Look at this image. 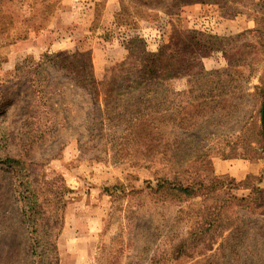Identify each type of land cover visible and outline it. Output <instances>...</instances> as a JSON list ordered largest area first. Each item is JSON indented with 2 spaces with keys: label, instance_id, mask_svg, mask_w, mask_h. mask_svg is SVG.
<instances>
[{
  "label": "rangeland",
  "instance_id": "374dc122",
  "mask_svg": "<svg viewBox=\"0 0 264 264\" xmlns=\"http://www.w3.org/2000/svg\"><path fill=\"white\" fill-rule=\"evenodd\" d=\"M92 1L94 21L80 29L61 25L62 0H0V264H264L261 1L139 14L134 0L124 13L117 0L111 19L107 0ZM176 30L234 38L230 52L202 60L229 77L116 98L130 69L119 68L126 41L138 37L131 50L155 61ZM64 51L88 55L98 101L59 68ZM27 181L48 200L57 262L24 221Z\"/></svg>",
  "mask_w": 264,
  "mask_h": 264
},
{
  "label": "trees",
  "instance_id": "16d2710c",
  "mask_svg": "<svg viewBox=\"0 0 264 264\" xmlns=\"http://www.w3.org/2000/svg\"><path fill=\"white\" fill-rule=\"evenodd\" d=\"M244 1L254 0H134V2L129 1V3H135L134 9H136V13L143 14L150 11H162L197 4L218 5L223 8L229 4H241ZM259 1H261L263 8L264 0ZM120 4L121 12L124 13L128 6L124 5V0H121ZM262 13H264V9ZM257 30L258 28H255L251 31L242 32L235 38L251 33L255 34ZM232 39L234 38H223L192 30H176L173 32L170 42L159 48L155 55L156 60L148 61L144 59L145 52L142 48L137 47L135 52L131 50V46L141 44V40L138 37H132L123 45L127 52V58L119 65V68H130L127 70V76L124 77L126 83L125 91L118 93L116 98H131L138 101L150 99L163 90L162 87L166 81L177 78L188 77L197 83L204 79L210 81L212 79L222 80L228 78L230 74L228 69L206 72L202 67V60L214 52L220 51L223 54L230 52L226 43ZM243 64L244 60L241 61L240 59L234 64L233 68L237 69L236 73H239L238 70L241 66H244ZM91 66V60L85 53L75 52L71 54L66 51L61 53L59 68L68 75L73 76V80L76 81L80 88L85 90L89 88L94 100L98 101L97 83L92 76ZM237 80L235 81L237 82ZM113 84H117L116 78L113 79ZM254 90L258 94L260 133L264 142V86H255ZM108 92L113 91L111 89ZM148 125V119H140L139 126L142 130ZM5 162H8L15 170H20V172L25 170L24 167L18 168L21 163L16 159L6 158ZM19 188L24 221L31 230L33 241L45 240L51 256L57 262L56 234H53L52 229L49 228L50 221H48L47 208L44 205L48 203L46 195L37 185L30 181L21 182ZM176 189L183 193H187L190 190L188 187L183 188L180 184H178Z\"/></svg>",
  "mask_w": 264,
  "mask_h": 264
},
{
  "label": "crops",
  "instance_id": "0c3cea01",
  "mask_svg": "<svg viewBox=\"0 0 264 264\" xmlns=\"http://www.w3.org/2000/svg\"><path fill=\"white\" fill-rule=\"evenodd\" d=\"M75 1L79 0H62V6L57 10V13H59L58 18H60L62 22L61 25L79 26L81 27L80 29H83L84 27L89 28L95 18L96 3L92 0H83L75 5ZM116 4L117 0H107L105 2L104 16L107 19H111L113 17L114 12L116 11ZM88 15L90 17L89 20ZM86 17L87 21L84 19Z\"/></svg>",
  "mask_w": 264,
  "mask_h": 264
}]
</instances>
